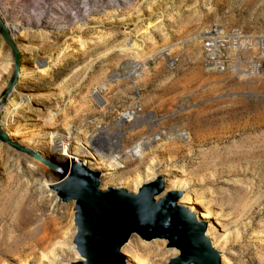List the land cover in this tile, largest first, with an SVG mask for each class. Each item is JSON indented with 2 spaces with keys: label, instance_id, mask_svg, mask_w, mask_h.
I'll use <instances>...</instances> for the list:
<instances>
[{
  "label": "rangeland",
  "instance_id": "1",
  "mask_svg": "<svg viewBox=\"0 0 264 264\" xmlns=\"http://www.w3.org/2000/svg\"><path fill=\"white\" fill-rule=\"evenodd\" d=\"M0 21L9 38L0 34V264L79 258L75 202L41 191L40 179L57 174L29 167L22 148L61 164L54 131L87 144L99 161L122 154L116 174L131 192L162 172L189 179V194L203 191L224 241L214 247L219 264H264V58L254 46L264 38V0H130L99 11L94 0H0ZM212 26L236 27L250 44L223 71L201 64L200 37ZM134 63L138 74L127 79ZM15 68L24 95L12 87L2 97ZM11 99L21 105L7 128ZM127 111L135 116L121 122ZM139 141L144 156L127 155ZM100 183L114 185L113 177ZM135 254V264H181L167 241L150 240Z\"/></svg>",
  "mask_w": 264,
  "mask_h": 264
},
{
  "label": "bare ground",
  "instance_id": "2",
  "mask_svg": "<svg viewBox=\"0 0 264 264\" xmlns=\"http://www.w3.org/2000/svg\"><path fill=\"white\" fill-rule=\"evenodd\" d=\"M14 26L12 27V30H15ZM12 33L15 34L14 31ZM15 41L18 48H24V49L29 48V46L23 43L22 41L17 39ZM158 53H162V52H158ZM132 67L134 68V70L128 74L127 73L125 74L127 79H129L131 75L138 74L137 69L140 67V63H134ZM32 71L33 70L31 69H23L22 72L24 74H21V76L29 77L32 75ZM12 87L14 90H16L19 96L24 95L23 90H20L21 88L18 87L17 82H13L10 84L9 87L10 91L12 90ZM93 95L97 96V90L93 92ZM26 99L27 101H29L30 97L26 95ZM20 102H16L12 99L10 100L12 108L10 110L6 108V114L4 115V124L6 125L7 128L10 125V121L12 119L14 111H16L18 107L21 105ZM133 115H134L133 111L132 112L127 111L119 116V120L121 122L124 120H129ZM51 134H52L51 138L54 140V150L58 153L60 157L59 162L61 164H57L56 162L50 161L47 158V156L41 153L40 151L31 150L28 147H22L27 152L24 154H28L29 156L27 157L31 158L29 162V167L31 163L35 161L40 164L41 168L44 167L45 165L46 166L48 165L50 168L54 170L55 175L57 174L56 175V177H58L57 179H40L39 177L37 178L41 180V184H40L41 191L45 192L49 197L52 198L58 197V199H62L63 186L66 184V181L71 176L72 169L75 168L76 163H79L82 166V168L88 172V177L91 176L90 172H94L96 174V182H97L96 188L98 190H104V188L101 187L100 176H104V177L112 176L114 185L107 187H114L116 189H125V191L131 193L132 195H135L138 192L140 186L145 185L146 183L153 182L155 181V179H157V177H160L162 180V189L152 196V201L156 202V200L161 199L169 192H175L177 195L175 198L174 205L180 206L184 208L187 212L193 214V217L196 222L203 223L201 235L205 237L208 245L211 248H213L218 253V255L220 254V251L216 250L214 247L218 244H224V241L219 237L216 228L213 227V225L208 221L209 206H205L204 200L202 198L203 191L199 193L189 194V190H191L190 189L191 182L189 181V179L181 178V180H179L178 183H176V181H173L174 180L173 178L168 179L167 177H165L164 173L162 172L159 173V175H156L155 177L154 176L150 178L145 177L144 180L140 178L139 180H137V182L135 181L134 192H131L127 188H124L123 179L119 174H116V171L120 168L117 159H120L122 157V154L110 157L108 163H105L103 161H99L98 157L100 154L92 153L89 150L87 144L75 143L72 140L66 139L64 135L59 131H54ZM143 146H144V141L136 142L130 149L126 150L125 153L129 156L142 157L144 156V153L142 152ZM63 163L66 165V171L62 175H59L58 173ZM98 168H101L100 172L97 171ZM166 184L168 185L167 189H165ZM181 190H186V191L188 190V193L185 195V197H182ZM103 196L105 195H101L97 197L98 200H101V198H103V201L97 200L98 208L103 207V205H107L108 207L111 204H115V207L119 208L116 211L120 213L123 211L124 204H127L125 203L126 200H122L115 197L112 199L110 195H108L109 197L107 196L103 197ZM141 197L128 199L129 201L127 202L132 203V205L134 206L129 207L133 211H132V215L130 214V217L127 220L131 221L134 225H138V226L141 225L142 227H148L147 232L150 234V236L139 234L134 230H129L126 236L124 237V239L118 244V253L122 257V264H135L134 261L136 255L135 248H137L139 245L146 246V244L150 240H161L165 242L167 241L169 246H174L177 249L176 245L171 243L172 240H168L166 236L162 235V232L166 233L167 230L165 231V228H158L159 227L158 220L163 216L162 210L160 211L157 205L155 206L151 204H146V205L141 204ZM77 199L78 198L74 196L62 200L64 201L72 200V204L75 202L74 209L76 211ZM74 226L76 232L75 223ZM150 232H154V234H151ZM44 238H45V233H43L38 238V241L42 242ZM74 240L75 237L73 236L72 243L79 258L71 262V264H80V262L84 261V256L81 253V250H79V248L76 246ZM91 263H92L91 259L87 258V264H91ZM38 264H43V263L39 262ZM95 264H105V263L98 261Z\"/></svg>",
  "mask_w": 264,
  "mask_h": 264
},
{
  "label": "water",
  "instance_id": "3",
  "mask_svg": "<svg viewBox=\"0 0 264 264\" xmlns=\"http://www.w3.org/2000/svg\"><path fill=\"white\" fill-rule=\"evenodd\" d=\"M0 34L5 40H9L5 25L1 21ZM15 77L16 68L6 90L2 93V97L10 90V84ZM61 167L63 170L59 171V175L66 171L64 163ZM90 174L91 176L88 177V172L79 163H76L62 190V199L74 196L78 198L73 222L76 224L74 242L84 256V261L80 264H87V258L91 259V264L98 261L105 264H122V257L118 253V244L124 239L128 231L134 230L139 234L150 236L147 232L148 227L134 225L127 220L133 211L129 207L134 206L127 202L128 199L141 196V204L157 205L158 209L162 210L163 216L158 220V228L167 230L166 233L162 232V235L166 236L168 240H172L171 243L176 245L179 250L177 257L179 263L219 264L218 253L208 245L205 237L201 235L203 223L196 222L193 214L174 205L177 195L175 192H169L156 202L152 201V196L162 189L160 177H157L153 182L140 186L138 192L132 195L125 189L114 187L98 190L96 188V174L94 172H90ZM101 195H105L103 197L110 195L112 199L115 197L126 200L125 203L127 204H124L123 211L120 213L116 211L119 208L115 207V204L108 207L103 205V207L98 208L97 197ZM98 201H103V198ZM150 233L154 234V232Z\"/></svg>",
  "mask_w": 264,
  "mask_h": 264
},
{
  "label": "built area",
  "instance_id": "4",
  "mask_svg": "<svg viewBox=\"0 0 264 264\" xmlns=\"http://www.w3.org/2000/svg\"><path fill=\"white\" fill-rule=\"evenodd\" d=\"M130 0H94L96 9L119 8L127 4ZM85 10V5L79 6ZM249 40L241 30L236 27L223 28L212 26L202 32L200 37V58L205 70L223 71L225 68L234 66L231 62L239 61L240 49L249 48ZM254 46L258 48L262 58H264V38L256 37ZM255 63L253 68H257Z\"/></svg>",
  "mask_w": 264,
  "mask_h": 264
}]
</instances>
